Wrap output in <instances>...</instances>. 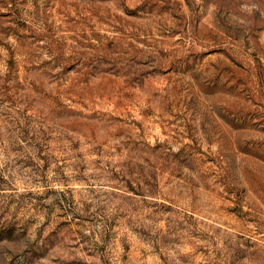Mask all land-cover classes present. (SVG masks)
Listing matches in <instances>:
<instances>
[{
	"label": "rangeland",
	"instance_id": "374dc122",
	"mask_svg": "<svg viewBox=\"0 0 264 264\" xmlns=\"http://www.w3.org/2000/svg\"><path fill=\"white\" fill-rule=\"evenodd\" d=\"M0 264H264V0H0Z\"/></svg>",
	"mask_w": 264,
	"mask_h": 264
}]
</instances>
